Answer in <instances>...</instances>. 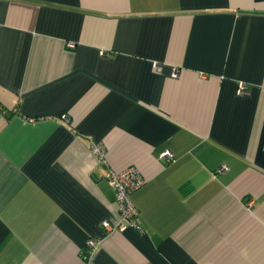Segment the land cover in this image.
Listing matches in <instances>:
<instances>
[{
  "label": "crops",
  "instance_id": "obj_1",
  "mask_svg": "<svg viewBox=\"0 0 264 264\" xmlns=\"http://www.w3.org/2000/svg\"><path fill=\"white\" fill-rule=\"evenodd\" d=\"M0 264H264V0H0Z\"/></svg>",
  "mask_w": 264,
  "mask_h": 264
},
{
  "label": "built area",
  "instance_id": "obj_2",
  "mask_svg": "<svg viewBox=\"0 0 264 264\" xmlns=\"http://www.w3.org/2000/svg\"><path fill=\"white\" fill-rule=\"evenodd\" d=\"M246 88L247 85L244 82H238L237 93L243 94L246 92ZM93 151L99 158L102 157L103 150L99 144L93 145ZM162 155L167 159H172V154L169 150H165ZM225 168L226 166L223 164L218 170H224ZM105 175L109 184L115 189L118 217L114 222L104 219L101 225L107 230L113 227L118 229L126 227L140 228L141 220L138 210L130 197L131 192L138 189L144 182L139 169L134 166H127L120 170L108 168ZM87 243L92 245L93 240L89 239Z\"/></svg>",
  "mask_w": 264,
  "mask_h": 264
},
{
  "label": "trees",
  "instance_id": "obj_3",
  "mask_svg": "<svg viewBox=\"0 0 264 264\" xmlns=\"http://www.w3.org/2000/svg\"><path fill=\"white\" fill-rule=\"evenodd\" d=\"M132 192H133V191H132ZM132 192H131V193H132ZM130 197H131V194H130Z\"/></svg>",
  "mask_w": 264,
  "mask_h": 264
}]
</instances>
